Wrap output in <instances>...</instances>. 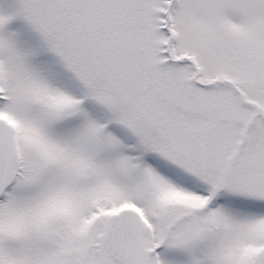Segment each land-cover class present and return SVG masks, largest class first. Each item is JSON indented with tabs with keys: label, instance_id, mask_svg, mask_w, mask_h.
Segmentation results:
<instances>
[{
	"label": "snow or ice",
	"instance_id": "obj_1",
	"mask_svg": "<svg viewBox=\"0 0 264 264\" xmlns=\"http://www.w3.org/2000/svg\"><path fill=\"white\" fill-rule=\"evenodd\" d=\"M0 264H264V0H0Z\"/></svg>",
	"mask_w": 264,
	"mask_h": 264
}]
</instances>
